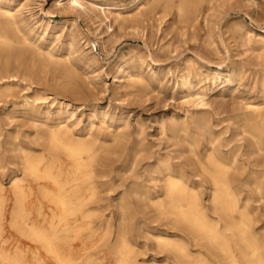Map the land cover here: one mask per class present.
<instances>
[{"label":"bare ground","instance_id":"bare-ground-1","mask_svg":"<svg viewBox=\"0 0 264 264\" xmlns=\"http://www.w3.org/2000/svg\"><path fill=\"white\" fill-rule=\"evenodd\" d=\"M210 1L135 0L128 9L129 16L135 17L132 24L158 8L175 9L180 19L188 20L195 19L199 7ZM109 2L68 0L67 6L85 15L91 11L90 3L98 7L109 6ZM20 13L13 5L0 7V103L14 95L15 82L20 81L18 75L11 74V56L14 51L23 53L31 46V36H35L23 24ZM41 14L45 21L49 19L48 14ZM102 14L109 19L105 10ZM112 28L108 26L107 32ZM106 43L98 34L95 42L86 41L85 45H99L104 50ZM244 44L264 48V31L245 27ZM48 58L56 59L53 53ZM21 67L26 77L28 69ZM133 68L125 57L117 65L129 83L145 86L146 80L132 74ZM228 69L226 74L217 73L215 84L218 79L226 87L235 83V69ZM192 79L199 81L195 87ZM208 82L211 79L201 74L188 73L182 78L183 89L192 92L196 88L195 94L188 97L201 107L208 106ZM39 103L50 111L54 109L59 123L47 135L41 128H34L35 144L43 150L40 153L24 147L18 138H11L10 153L14 155L12 159L20 160L17 165L21 176L12 171L9 187L0 182V264H264V169L258 164L250 170L247 165L253 157L264 156V109L253 105L233 118L241 136H246L247 146L229 150L231 142L225 140L224 145L223 134L216 135L211 119L192 118L202 136H209L204 147L201 135L187 120H170L175 146L195 159L196 176L174 164L171 157L160 155L146 172L147 181L133 184L116 201L115 225H99L96 219L102 206L95 208L102 201L98 179L103 175L99 171H103L101 160L105 154L113 153L108 147V138L113 135L96 132L92 126L87 138L75 136L69 121L76 118L79 109L74 110L65 100L51 101L38 92L24 97L21 108L31 111ZM48 113L51 118L52 113ZM167 131L161 127V132ZM7 168L0 157V172ZM196 177L199 182L194 180ZM242 187L252 192L246 193ZM150 215L173 233L151 226L147 222ZM142 237L154 242L156 250L165 255L163 261L154 256L149 262L147 245L140 247Z\"/></svg>","mask_w":264,"mask_h":264},{"label":"rangeland","instance_id":"rangeland-1","mask_svg":"<svg viewBox=\"0 0 264 264\" xmlns=\"http://www.w3.org/2000/svg\"><path fill=\"white\" fill-rule=\"evenodd\" d=\"M67 1L0 0V7L13 5L21 10L20 19L35 34L30 38V47L23 53L14 51L11 56V74L18 75L20 81L15 82L14 95L0 103V157L9 167L0 172V182L6 187L10 186L12 171L21 176L17 165L20 160L12 159L14 155L10 153L11 138H18L24 147L40 153L42 146H37L33 138L35 127L47 135L59 123L56 111L43 103L31 111L21 108L24 97L34 96L35 92L51 101L65 100L74 110L79 109L76 118L69 121L75 136L87 138L92 126L96 132L113 135L108 138L113 153L105 154L101 160L105 167L99 171L103 175L98 179L102 201L95 206H102L96 219L99 225H115L116 201L133 184L147 181L146 172L160 155L171 157L174 164L196 176L195 159L175 146L170 120H187L201 135L203 147L209 136H202L192 118L211 119L216 135L223 134L224 145L225 140L231 142L227 150L247 144L246 136H241L232 120L253 105L264 109V48L244 44L245 27L264 31V0H212L199 7L195 19L188 20L180 19L175 9L158 8L136 24L131 23L135 17L129 16L135 0H111L109 6L98 7L90 3L91 11L85 15L69 8ZM42 12L49 15L47 21ZM108 26L113 27L110 33ZM98 34L107 42L105 49L99 45L86 47L85 42H95ZM50 53L56 59L49 60ZM123 57L133 63L132 74L144 77L145 86L129 83L118 71ZM21 65L28 69L23 70L28 72L26 77ZM219 65L224 68L219 70ZM225 66L235 69V83L227 87L221 85L220 79L216 84L213 81L217 73L228 72ZM188 73L211 79L206 86L208 106L201 107L188 97L195 94L196 88L192 92L183 89L182 78ZM191 81L194 87L199 82ZM162 126L168 129L166 133L161 132ZM250 162V170L258 164L264 169V156H255ZM194 180L200 181L197 177ZM244 190L252 192L251 188ZM150 216L147 222L151 226L173 233L165 223H157ZM145 245L149 262L154 256L164 260L165 255L156 250L154 242L142 237L140 247L144 249Z\"/></svg>","mask_w":264,"mask_h":264}]
</instances>
